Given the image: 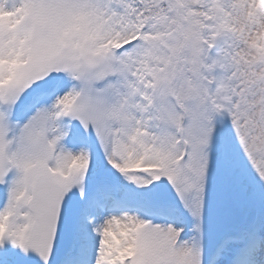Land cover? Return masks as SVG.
I'll return each mask as SVG.
<instances>
[{"label":"snow or ice","instance_id":"obj_1","mask_svg":"<svg viewBox=\"0 0 264 264\" xmlns=\"http://www.w3.org/2000/svg\"><path fill=\"white\" fill-rule=\"evenodd\" d=\"M0 264H264V0H0Z\"/></svg>","mask_w":264,"mask_h":264}]
</instances>
